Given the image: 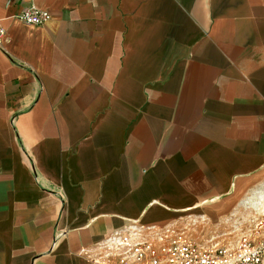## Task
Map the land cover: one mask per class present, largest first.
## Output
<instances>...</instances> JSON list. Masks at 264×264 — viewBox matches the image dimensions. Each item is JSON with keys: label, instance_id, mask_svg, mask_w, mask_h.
Instances as JSON below:
<instances>
[{"label": "crops", "instance_id": "obj_1", "mask_svg": "<svg viewBox=\"0 0 264 264\" xmlns=\"http://www.w3.org/2000/svg\"><path fill=\"white\" fill-rule=\"evenodd\" d=\"M30 2L43 25L12 17ZM0 23V264L220 229L264 185V0H0Z\"/></svg>", "mask_w": 264, "mask_h": 264}, {"label": "built area", "instance_id": "obj_2", "mask_svg": "<svg viewBox=\"0 0 264 264\" xmlns=\"http://www.w3.org/2000/svg\"><path fill=\"white\" fill-rule=\"evenodd\" d=\"M29 1V0H26ZM27 25H43L51 14L33 3L12 16ZM5 28L0 23V40ZM203 221L146 226L129 222L87 250V264H262L264 238L236 229L209 228Z\"/></svg>", "mask_w": 264, "mask_h": 264}, {"label": "rangeland", "instance_id": "obj_3", "mask_svg": "<svg viewBox=\"0 0 264 264\" xmlns=\"http://www.w3.org/2000/svg\"><path fill=\"white\" fill-rule=\"evenodd\" d=\"M252 198L230 223L223 228L236 229L241 234L257 233L264 238V185L253 192ZM264 264V262L262 263Z\"/></svg>", "mask_w": 264, "mask_h": 264}]
</instances>
